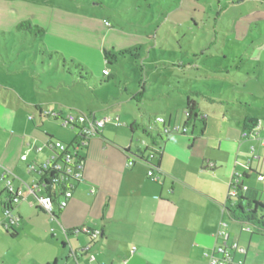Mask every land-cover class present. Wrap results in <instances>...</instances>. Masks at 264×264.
Here are the masks:
<instances>
[{
    "label": "crops",
    "instance_id": "obj_1",
    "mask_svg": "<svg viewBox=\"0 0 264 264\" xmlns=\"http://www.w3.org/2000/svg\"><path fill=\"white\" fill-rule=\"evenodd\" d=\"M198 58L194 59L197 61ZM104 62L106 65L105 58ZM179 63V69L186 75L193 66L198 70V64L192 60L187 66H184L185 62ZM147 86L145 84V89ZM4 89L9 92L7 95L14 96L7 98L5 95V103L9 101L24 115L22 113L16 118L12 113L7 120L8 135H0L1 210L8 200L1 177L6 169L12 173L10 175L18 187L28 189L42 179V168L52 156L48 145L51 140L74 143L80 139L77 128L65 127L60 119L41 114V111L66 113L65 104L43 99L27 102L14 88L5 86ZM181 91L185 94L189 91L203 92L196 88ZM249 94L252 100H259H255L254 93ZM196 99L201 112L207 115L205 127L209 126L207 111L210 106L220 104L241 109L239 114L232 115L241 128L238 137L242 136L241 121L245 116L259 118L261 128L255 136V143L258 144L260 158L253 159L249 154L245 160L238 153L225 155L221 152L223 148L227 150L222 140L213 145L199 143L197 152H194L197 138L191 145L185 143L182 147V139L169 137L165 138L160 163L151 160L155 173L160 176L159 181H153L148 177V170L153 166L149 152H145L144 147L141 150L132 145L134 135L141 130L132 132L129 128L134 122L146 125V116L152 115L143 113L145 119L140 122L135 114L132 122L126 121L122 125L107 122L101 135L93 137L81 153L85 157L82 180L73 182V195L64 208L56 207L54 215H50L38 206L36 195L30 191L14 208V213L20 218L12 230L13 236L0 222L3 229H0V264H208L205 253L218 244L217 234L222 228L229 234V246L238 243L246 249L245 253L232 249L235 260L245 264L264 263V234L254 235L253 231H245L244 224L232 219L224 210L235 171L243 175L245 184L255 197L264 202L258 198L264 188L257 179L258 173L264 174V114L259 113L264 111V100L245 106L211 102L202 95ZM25 106L33 110L25 114ZM115 111L113 108L111 113ZM89 112L97 116L91 108ZM156 117L165 118L161 115ZM154 119L151 123L161 133L163 124H156ZM165 119L167 126L172 127L173 118ZM196 123L191 124L193 133ZM174 125L180 127V132L184 127V124L181 126L176 122ZM202 136H205V131ZM140 139L142 137L138 138V143ZM170 142L173 147L169 150ZM247 145L249 142H243L241 147ZM211 148L219 154H212ZM23 155L27 156L25 160ZM141 156H145L146 161L140 159ZM130 160L134 161L132 165L128 164ZM31 166L36 168L31 169ZM44 193L42 190L39 195ZM222 222L226 226H222ZM81 227L99 230L100 234L93 238L90 234H75L74 230ZM71 246L76 250L84 246H90V249L84 253L77 251L74 256Z\"/></svg>",
    "mask_w": 264,
    "mask_h": 264
},
{
    "label": "rangeland",
    "instance_id": "obj_2",
    "mask_svg": "<svg viewBox=\"0 0 264 264\" xmlns=\"http://www.w3.org/2000/svg\"><path fill=\"white\" fill-rule=\"evenodd\" d=\"M27 18L46 29L43 38L15 29ZM254 21L260 22L252 26ZM241 39L245 43L236 49L241 55L230 54ZM263 45L264 0H0V135H8L7 120L12 113L16 118L23 113L9 101L5 103V95L9 94L5 86L14 88L27 102L54 100L65 104L67 112L90 113L91 108L98 117H119L122 124L132 122L135 114L143 121L146 110L152 118L171 116L182 126L186 120V94L179 91L196 88L206 93L205 85L244 102L252 101L248 93H254L255 100H264ZM189 46L198 53L204 49L206 54H200L196 61L189 50L188 59L183 48ZM137 49L135 57L140 58H133L129 51ZM104 50L123 52L125 56L105 65ZM52 51H58L62 58L48 55ZM248 56L255 71L245 60ZM72 60L83 67L76 68ZM191 60L201 65L200 70L192 68L186 75L177 62L187 66ZM105 67L111 76L103 75ZM141 82L148 86L138 102L133 97ZM9 97L14 98L13 94ZM210 107L208 127L197 121L194 133L189 125L186 134L181 130L168 135L163 128L161 134L182 139V147L197 138L194 152L199 143L213 145L222 140L227 148L221 150L223 154L238 153L245 160L249 154L253 157L251 147L258 149L255 137H238L241 128L232 116L242 110L220 104ZM24 108L25 114L33 110L30 106ZM113 108L115 113H111ZM174 123L171 128H175ZM141 137L142 131H137L134 148L143 149L137 142ZM243 142L249 145L241 147ZM168 147L172 149L171 142ZM210 151L219 154L212 148ZM258 198L264 201L263 191ZM3 220L0 207V222Z\"/></svg>",
    "mask_w": 264,
    "mask_h": 264
},
{
    "label": "built area",
    "instance_id": "obj_3",
    "mask_svg": "<svg viewBox=\"0 0 264 264\" xmlns=\"http://www.w3.org/2000/svg\"><path fill=\"white\" fill-rule=\"evenodd\" d=\"M106 24L109 25L108 22H106ZM103 75L109 76L110 71L108 69H104ZM47 114L53 118L55 117L56 119H60L62 125L65 127H78V134L80 139L77 141V143L79 147L87 146L90 139L98 135V133H101L104 125L110 120H115L116 125H122L119 117H116L115 119L110 116L98 117L95 114L75 111H69L66 113L47 112ZM186 115H189V113H186ZM29 118L32 119L33 116H30ZM156 120L159 124H165V119L163 117H158ZM260 128L261 124H259V126L255 130L259 131ZM168 129L171 131L180 132V127L177 126L175 128H171L168 126L164 130L167 132ZM182 130L183 132H185L187 128ZM256 135L257 134L249 136L247 132L242 133L243 138L255 137ZM48 145L52 150V156L43 166L42 171L44 172V174L42 176H45L46 173H54L53 176L49 179L50 182L67 181L70 189L65 192L64 197L59 203V207L64 208L67 205L68 200L73 195V182L76 180H82L84 164L77 163V161L72 158L75 152L69 151V153H67L68 146L66 142L56 139L50 141ZM251 152L254 153L253 159L260 158V155L257 153V148L255 146L251 147ZM153 156L154 155L152 153L148 156L150 158V164H152L151 160H153ZM26 158V155L22 156V159L25 160ZM133 163V160H130L128 162V164L130 165H132ZM152 165L153 166H151L148 170V177L153 181H159L160 176L155 173V165ZM35 168L36 167L31 166V169ZM10 174L12 173L6 169L1 176L2 180L5 182L6 192L8 194V200L4 204L2 210L4 217L2 226L4 229L11 231L18 224L20 217L19 215L14 213V208L19 203H21V201L30 191L36 195L38 199V206L46 213L54 215V211L57 207L54 199L48 192H45L43 195H39V192H41L45 189V187L48 186L47 184L41 185L38 183L29 187L28 189H23L16 185L14 178H12ZM257 179L262 183V186L264 188V174L258 173ZM242 182L243 175L240 172L235 171L229 184L228 198L224 205V210H227L228 207L234 203V199L239 195L240 192L249 190V186L245 183L242 184ZM92 192H94V189H92ZM222 226H226V223L222 222ZM243 229L245 231H254V227L251 224H244ZM74 233H88L96 237L100 234V231H92L88 227H81L79 229H75ZM54 235H56V233H54ZM228 238V232L224 228L220 229L217 234L218 244L212 249V251H208L205 253V256L208 258V264H245L243 261H237L234 259L232 249H236L241 253H245L246 249L242 246H239L238 243H233L232 246H229Z\"/></svg>",
    "mask_w": 264,
    "mask_h": 264
},
{
    "label": "trees",
    "instance_id": "obj_4",
    "mask_svg": "<svg viewBox=\"0 0 264 264\" xmlns=\"http://www.w3.org/2000/svg\"><path fill=\"white\" fill-rule=\"evenodd\" d=\"M259 22L260 21H256V22L254 21L251 23V25L253 23L258 24ZM251 25H250L249 31L253 30ZM15 29L18 32H27L31 36H34L37 38H39V37L43 38L47 33L46 29L43 26L34 24L33 21L29 18L23 19L20 22H18L15 25ZM248 36H249V33H248ZM237 41H238L237 46L236 47L234 46L233 50L230 51V54H232V55L239 54L236 49H239L240 45H243L245 43L243 39L237 40ZM199 47L203 48V44L199 45ZM183 49H184V52L187 53L186 55H187L188 59L190 57L189 56L190 53H188L189 50L191 51V55L194 54V52L196 53V54L192 55L193 58H195L196 56L199 57L200 54H201L200 56L203 57V55L206 54L204 52V49L201 50L202 51L201 53H198L196 50H194L192 48V46L185 47ZM139 50L140 49L130 50L129 53L132 56L133 55L135 56L136 52H138ZM53 54H56L58 56L60 55V53L58 51H52V52L48 53V55H50V56ZM223 54H224V57L227 59V54H225V53H223ZM250 54L251 53H249V54L246 53V56L250 55ZM239 55H241V54H239ZM121 56L124 57L125 53L122 52V53L118 54L114 51L104 50V58L106 60V65L112 64V63H117ZM248 57H250V56H248ZM61 58H62V56H61ZM245 60L247 62H249V67L251 68V70L253 69V71H255L254 70L255 68L252 67V64L250 63L251 57L245 58ZM245 60H240V62L245 61ZM65 62H67V61L64 60V63ZM256 62L258 63L259 61L257 60ZM71 63L74 64V66L76 68H82L83 67V65L81 63L76 62L74 60H72ZM177 63H179V62H177ZM242 63H244V62H242ZM175 66H177V65H175ZM180 66H181V64H180ZM184 66H186V64ZM200 66L198 65L197 69H200ZM216 67L219 68V66H216ZM193 68H194V66H193ZM79 77L81 80L84 79V75L82 72L79 73ZM146 83L147 82H141L140 83V90L137 93V95H134L133 99L137 100L138 102L141 100L140 97L144 95ZM202 83H203V81H201V84ZM205 88L206 89L210 88V90L206 91V93L208 92L207 94L204 92L199 93L197 91H189L186 93V109H185L186 120H185L183 129H186L191 124L194 125L195 122H197V121H201L202 123L205 122L207 115L201 112L199 102L196 99L200 95H202L203 97H205L206 99H208L211 102H217V103L226 104V105L227 104H233V103H241L245 106H250L252 104L257 103L258 101H262L260 99L258 101L252 100L248 103V102H244V100H242V99L238 100L237 97H235V96L229 97L228 93L224 94V93H220V91L219 92H217V91L213 92V90L211 89V87L209 85H205ZM249 96H251V94H249ZM251 98H252V96H251ZM143 112L145 115L146 111L143 110ZM186 113H189V115H186ZM41 114L42 115H48L46 112H43V111H41ZM157 118L158 117H155V119H154L155 122H157V120H156ZM54 119H56V118L54 117ZM146 119L148 121V123L146 125H140L137 122H134L129 126V128L132 132H136L137 130L142 131L143 137H142V139L139 140V143L144 147L145 152H149V154L152 153L154 155L153 159L156 160L157 164H159L161 161V158H162V154H163V145L166 141L165 136L162 135L160 133V131L156 129L155 124L151 123L152 117L147 115ZM241 124H242V133L247 132L249 134V136H252V135H255L259 132L255 129L259 126V124H261V121L259 120V118L255 117V116L247 115L242 119ZM167 127L168 126L166 124V119H165V124L163 125V129H165ZM75 128L78 129V127H75ZM185 133L186 132H183L182 134H185ZM167 134L168 135L179 134V132L174 133L173 131L168 129ZM98 135H101V133H98ZM98 135H96V136H98ZM248 138H250V137H248ZM67 146H68L67 153H69V151L75 152V154H74V156H72V158L75 159V161H77V163L84 164L85 163V157L81 153H83V151L87 148V146H82V147L80 146L79 147L77 141L74 143H67ZM123 150L126 153L129 152L128 149H123ZM139 158L146 160L145 156H141ZM53 174L54 173H46L45 176H42V179L40 180L39 184H41V185L47 184L48 185L44 189L45 192H48L51 195V197L55 201L57 208L62 209L59 207V203H60L61 199L64 197L65 192L70 188L68 186L67 181H57V182L51 181L50 182L49 179L53 176ZM244 183H245V181L243 179L242 184H244ZM49 188H51V190H49ZM227 212L232 219L237 220L239 222H242L243 224H251L254 227V231H253L254 235L264 234V202L258 200L255 197V193L253 194V191L250 190V188H249V190H247L245 192L239 193V195L234 199V203L228 207ZM5 231L10 233L12 236L14 234L12 232V230L9 231V230L5 229ZM81 234L89 235L88 233H81Z\"/></svg>",
    "mask_w": 264,
    "mask_h": 264
},
{
    "label": "water",
    "instance_id": "obj_5",
    "mask_svg": "<svg viewBox=\"0 0 264 264\" xmlns=\"http://www.w3.org/2000/svg\"><path fill=\"white\" fill-rule=\"evenodd\" d=\"M49 190H51V188H49ZM91 237H92V235H91ZM94 237V236H93ZM92 237V238H93ZM88 249H90V246H84V247H82V248H80V249H78V250H76V249H74L72 246H71V254L72 255H76L77 254V251H81V253H84V251H88Z\"/></svg>",
    "mask_w": 264,
    "mask_h": 264
}]
</instances>
